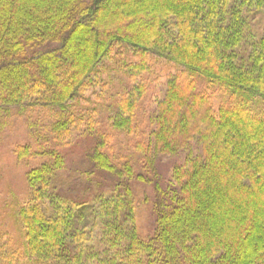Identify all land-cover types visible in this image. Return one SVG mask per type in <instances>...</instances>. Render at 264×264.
Instances as JSON below:
<instances>
[{
	"label": "trees",
	"instance_id": "16d2710c",
	"mask_svg": "<svg viewBox=\"0 0 264 264\" xmlns=\"http://www.w3.org/2000/svg\"><path fill=\"white\" fill-rule=\"evenodd\" d=\"M14 117L41 160L0 264H264V0H0V136Z\"/></svg>",
	"mask_w": 264,
	"mask_h": 264
},
{
	"label": "rangeland",
	"instance_id": "374dc122",
	"mask_svg": "<svg viewBox=\"0 0 264 264\" xmlns=\"http://www.w3.org/2000/svg\"><path fill=\"white\" fill-rule=\"evenodd\" d=\"M152 68L143 73L148 85V98L155 90L160 91L165 87L167 76L171 66L165 59L153 60ZM157 91V92H158ZM159 93V92H158ZM222 92L214 96L215 105L223 100ZM30 140L28 128L23 118L14 117L8 127L0 136V250L11 253L18 248L23 250V231L20 228L17 211L28 196V184L26 173L30 167L40 162L41 157L22 159L16 154L17 144L26 143ZM128 139L121 135L113 140L116 149L122 148ZM95 142L94 138L78 139L73 145L64 148L68 158V165L74 167L84 166L85 155L88 148ZM125 148V145H124ZM175 159L165 162L168 169ZM165 168V169H166ZM74 170L73 168H71ZM135 195L138 198L137 224L138 231L142 237L153 234L155 229L154 211L152 202L154 200L153 190L149 185L137 183ZM33 263V262H31ZM18 264H30L29 258L21 260Z\"/></svg>",
	"mask_w": 264,
	"mask_h": 264
}]
</instances>
